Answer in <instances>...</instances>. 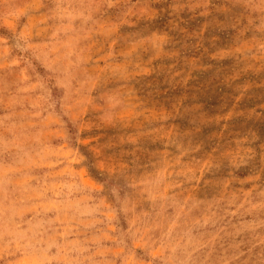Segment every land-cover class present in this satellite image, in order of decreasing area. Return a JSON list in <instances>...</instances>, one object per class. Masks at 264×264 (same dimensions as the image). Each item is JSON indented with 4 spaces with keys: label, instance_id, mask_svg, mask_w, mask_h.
<instances>
[{
    "label": "rangeland",
    "instance_id": "rangeland-1",
    "mask_svg": "<svg viewBox=\"0 0 264 264\" xmlns=\"http://www.w3.org/2000/svg\"><path fill=\"white\" fill-rule=\"evenodd\" d=\"M0 264H264V0H0Z\"/></svg>",
    "mask_w": 264,
    "mask_h": 264
}]
</instances>
